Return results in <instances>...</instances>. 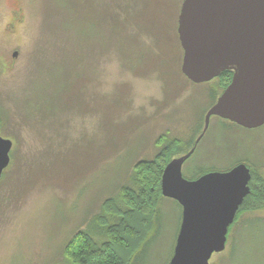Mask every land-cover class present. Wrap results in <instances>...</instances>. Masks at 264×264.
Wrapping results in <instances>:
<instances>
[{
  "label": "rangeland",
  "instance_id": "1",
  "mask_svg": "<svg viewBox=\"0 0 264 264\" xmlns=\"http://www.w3.org/2000/svg\"><path fill=\"white\" fill-rule=\"evenodd\" d=\"M47 1L0 0V135L13 143L0 184V264H70L66 245L90 230L107 199L134 186L135 164L154 159L161 137L194 142L212 92H222L218 79L194 84L182 73L177 30L184 0H144L142 16L129 17L139 29L133 45L114 39L104 50L94 26L79 64L61 62L64 45L45 25ZM19 9L22 24L13 33L9 23ZM241 163L264 180V126L247 130L213 117L183 176ZM179 206L161 201L138 264H169ZM91 235L107 241L100 230ZM210 264H264V209L240 216L226 250Z\"/></svg>",
  "mask_w": 264,
  "mask_h": 264
},
{
  "label": "water",
  "instance_id": "2",
  "mask_svg": "<svg viewBox=\"0 0 264 264\" xmlns=\"http://www.w3.org/2000/svg\"><path fill=\"white\" fill-rule=\"evenodd\" d=\"M177 32L188 80L205 84L233 72L230 85L206 113L194 148L170 161L161 181L162 196L182 208L169 264H210L214 254L226 250L229 228L251 192V170L241 163L188 180L183 166L213 117L247 130L264 126V0H184ZM12 148V141L0 135V180L10 166Z\"/></svg>",
  "mask_w": 264,
  "mask_h": 264
},
{
  "label": "trees",
  "instance_id": "3",
  "mask_svg": "<svg viewBox=\"0 0 264 264\" xmlns=\"http://www.w3.org/2000/svg\"><path fill=\"white\" fill-rule=\"evenodd\" d=\"M92 1L96 3V8L92 6ZM143 2L144 0H48L45 2V25L50 26V35H53L54 30L56 37L64 45L61 62L79 64L85 61L84 46L92 43L93 31L90 30H94V26L98 29V43L104 50L112 46L114 39H119L122 44L129 41L133 45L136 40L138 43V26L129 17L142 16ZM133 24L136 28L134 33L130 32V26L132 27ZM232 76L233 72L225 71L217 78L222 92L230 85ZM220 95L217 91L212 92L211 106ZM196 140L187 143L161 137L159 141L161 149L154 159L135 164L132 177L134 186H124L120 189L118 200L124 208L116 198L107 199L102 206V215L93 219L90 230H80L66 245L64 253L66 260L70 264H138L140 254L154 237L158 207L164 199L161 193L164 170L174 158L185 155L193 149ZM6 171L0 184L4 180ZM209 172L212 170L195 174L191 180H196ZM251 174L252 179L249 184L251 192L241 205L234 224L229 228L228 241L232 229L243 213L264 209V180L256 176L253 170ZM109 218L117 219L118 222L114 223ZM94 230H100L107 241L98 244L91 235Z\"/></svg>",
  "mask_w": 264,
  "mask_h": 264
},
{
  "label": "flooded vegetation",
  "instance_id": "4",
  "mask_svg": "<svg viewBox=\"0 0 264 264\" xmlns=\"http://www.w3.org/2000/svg\"><path fill=\"white\" fill-rule=\"evenodd\" d=\"M21 9H19V11H13V15H12V22L9 23L10 25V32H17V27H19L21 24H22V21H21V17H22V14H21Z\"/></svg>",
  "mask_w": 264,
  "mask_h": 264
}]
</instances>
